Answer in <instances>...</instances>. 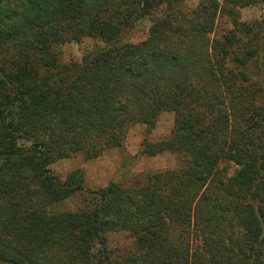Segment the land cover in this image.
I'll return each instance as SVG.
<instances>
[{"label": "trees", "instance_id": "16d2710c", "mask_svg": "<svg viewBox=\"0 0 264 264\" xmlns=\"http://www.w3.org/2000/svg\"><path fill=\"white\" fill-rule=\"evenodd\" d=\"M185 2L0 0V264H264V16L213 37L219 0ZM164 112L170 136L140 154L176 169L99 190L49 169Z\"/></svg>", "mask_w": 264, "mask_h": 264}, {"label": "rangeland", "instance_id": "374dc122", "mask_svg": "<svg viewBox=\"0 0 264 264\" xmlns=\"http://www.w3.org/2000/svg\"><path fill=\"white\" fill-rule=\"evenodd\" d=\"M201 1L186 0L185 3L188 8H196ZM219 3L220 11L213 37H218L224 31L231 29L232 21H236L235 17L240 24L250 25L264 16L263 4L247 5L246 0H219ZM234 3L239 6L233 5ZM232 10H235L233 15H228V11ZM151 25L152 23L148 19L140 21L137 27L128 33L126 39L135 43L145 40ZM244 33L245 36L242 39L246 41V26ZM95 45L96 43L92 40H85L79 45L68 44L64 49L65 56L69 58L81 52L89 51ZM263 59L264 57L259 59L260 64H262ZM174 118V113L164 112L153 129L149 130L141 124L131 127L121 148L112 149L105 152L101 157L90 160L86 159L83 154H76L70 158L57 160L49 165V169L61 182H65L72 172L82 171L84 186L89 190L105 188L112 181L127 186L132 183L136 175L176 169L180 165V157L177 154L165 153L154 157L140 154L144 140L158 141L170 136L174 127ZM235 168L233 167V169ZM109 239L112 245L119 247H123L128 242L125 234H112Z\"/></svg>", "mask_w": 264, "mask_h": 264}]
</instances>
